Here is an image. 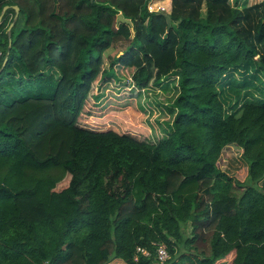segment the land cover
Returning <instances> with one entry per match:
<instances>
[{
  "label": "trees",
  "instance_id": "trees-1",
  "mask_svg": "<svg viewBox=\"0 0 264 264\" xmlns=\"http://www.w3.org/2000/svg\"><path fill=\"white\" fill-rule=\"evenodd\" d=\"M148 2L0 0V264H264V0ZM172 76L153 142L129 114Z\"/></svg>",
  "mask_w": 264,
  "mask_h": 264
},
{
  "label": "rangeland",
  "instance_id": "rangeland-1",
  "mask_svg": "<svg viewBox=\"0 0 264 264\" xmlns=\"http://www.w3.org/2000/svg\"><path fill=\"white\" fill-rule=\"evenodd\" d=\"M243 2H246L247 4H255L259 3L262 0H242ZM164 7H169L168 0H161L160 4ZM165 14V13H162ZM167 15V14H165ZM113 51H110L106 53L109 54ZM108 62V59L105 58V63ZM123 79H119L120 82L125 81L126 84H129L130 86L131 81L128 77H131V74H123L121 76ZM236 80H241L242 75H235L234 76ZM263 79V78H262ZM162 86L158 89H148L146 91L140 92V95L137 99V106L140 108L141 112L144 113L142 115L139 114H129V116H132L136 120V128L142 129L145 132H147L150 135V138L153 142H156L159 139H162L166 135L167 125L171 124L173 116H171L167 109L168 107L173 103L174 98L177 95V77L172 76L171 78H165L163 79ZM264 80V79H263ZM119 84V81L116 82V85ZM124 84V83H123ZM110 86V85H108ZM113 89H110L111 91H114L116 89L120 90L122 88L119 87H111ZM227 94L230 97H233V93L231 90L227 89ZM244 92H242L243 94ZM255 97H258L257 93H254ZM106 95V94H105ZM107 99H112L113 101L117 99V96H111L106 95ZM105 96V97H106ZM130 113V112H128ZM122 117V116H121ZM119 114L116 116V118L121 122H125L127 118L124 116L121 118ZM241 150L238 147L235 146H229L221 152L220 159L217 163V166L219 169L223 172H225L229 177L233 178L236 181L244 182L246 180L247 176V165L241 158ZM232 260V256L228 257L225 260L217 262V264H230V261ZM118 264H124V263H118Z\"/></svg>",
  "mask_w": 264,
  "mask_h": 264
},
{
  "label": "built area",
  "instance_id": "built-area-1",
  "mask_svg": "<svg viewBox=\"0 0 264 264\" xmlns=\"http://www.w3.org/2000/svg\"><path fill=\"white\" fill-rule=\"evenodd\" d=\"M160 2H161V0H149L148 5H147L148 12L149 13H155V14H158V13L169 14L170 13V8L169 7H164L162 5H159ZM0 56H1V52H0ZM137 251L141 252L145 256H149V253L146 252L145 250H142V249L138 248ZM168 259H169V255L167 253V250H166L165 246L158 245L157 249H156V260L160 264H163Z\"/></svg>",
  "mask_w": 264,
  "mask_h": 264
},
{
  "label": "water",
  "instance_id": "water-1",
  "mask_svg": "<svg viewBox=\"0 0 264 264\" xmlns=\"http://www.w3.org/2000/svg\"><path fill=\"white\" fill-rule=\"evenodd\" d=\"M7 9H8L7 6L3 8V10H2V12L0 14V21H1L3 15H4V13H5V11ZM12 9L15 10V14H16L15 17H16L17 14H18V12H19V9H18L17 6H12ZM119 22L131 26V22L129 20H127V19H124L121 14H118L117 15V23H119ZM11 27H12V24L9 26L8 31L10 30ZM5 62H6V59L4 60L3 65L5 64Z\"/></svg>",
  "mask_w": 264,
  "mask_h": 264
},
{
  "label": "crops",
  "instance_id": "crops-1",
  "mask_svg": "<svg viewBox=\"0 0 264 264\" xmlns=\"http://www.w3.org/2000/svg\"><path fill=\"white\" fill-rule=\"evenodd\" d=\"M229 2H230V4H232V6H238V7L243 4V1L242 0H237V2H238L237 4L235 3V0H229ZM168 3L170 5V0H168ZM248 5H252V4H248ZM169 8H170V6H169ZM118 263H123V262H121L119 260H115V261L111 262L110 264H118Z\"/></svg>",
  "mask_w": 264,
  "mask_h": 264
}]
</instances>
